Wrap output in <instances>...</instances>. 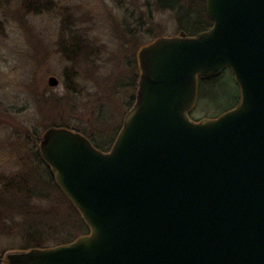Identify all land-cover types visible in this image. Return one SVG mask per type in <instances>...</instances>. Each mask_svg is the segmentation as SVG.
Masks as SVG:
<instances>
[{
	"label": "water",
	"instance_id": "obj_1",
	"mask_svg": "<svg viewBox=\"0 0 264 264\" xmlns=\"http://www.w3.org/2000/svg\"><path fill=\"white\" fill-rule=\"evenodd\" d=\"M205 8L208 29L140 48L134 102L108 150L44 130L40 157L88 233L2 264H264V0ZM225 68L237 103L191 119L198 80Z\"/></svg>",
	"mask_w": 264,
	"mask_h": 264
},
{
	"label": "rangeland",
	"instance_id": "obj_2",
	"mask_svg": "<svg viewBox=\"0 0 264 264\" xmlns=\"http://www.w3.org/2000/svg\"><path fill=\"white\" fill-rule=\"evenodd\" d=\"M179 26L175 11L157 0H52L38 13L20 10L16 0L0 4V264L20 250L26 228L40 232L43 247L87 233L42 174L39 138L66 126L110 148L134 102L140 48ZM231 75L202 84L207 98L197 97L191 119L217 117L234 104Z\"/></svg>",
	"mask_w": 264,
	"mask_h": 264
},
{
	"label": "trees",
	"instance_id": "obj_3",
	"mask_svg": "<svg viewBox=\"0 0 264 264\" xmlns=\"http://www.w3.org/2000/svg\"><path fill=\"white\" fill-rule=\"evenodd\" d=\"M0 1H1L0 4H2L4 2L9 3V0H0ZM51 1L52 0H16V3H17L18 8L20 10L24 9L26 11L30 10L32 13H38V12H40V10L42 11V10L47 9V7L51 3ZM205 2H206V0H198V1H195V2L191 1V0H187V2L185 4L184 3L182 4L181 0H157V4L161 8L173 9L175 11V13L177 14L178 22L180 23V26H179L180 30L178 32L183 31V32H185L188 35H194V34H196L198 32H201L203 30L208 29L212 25V21H211V19L208 17V15L206 13ZM180 12H182L183 14H180ZM181 16H183V19L181 18ZM84 47H87V45H85ZM226 72H228L231 75L230 70L228 68H226L216 77L205 79V80H198V87H197L198 101H205L206 98H207L206 95H204L205 92H203L201 90L202 84H204V85L205 84H211L212 82H215L218 79L222 78V76ZM232 78H233V76H232ZM235 87L238 88L236 84H235ZM133 99H134V97H133ZM237 100H238V97L235 100L234 104L231 105L230 107L225 108L223 110V112L228 110V109H230V108H232V107H234V105L237 103ZM71 129H73L75 131H78V132L82 133L83 135H85L79 129H74V128H71ZM85 136L98 149L103 150V151H106V150L109 149V147H106V145H108L107 142H100L99 143V142H96L95 140H93L91 137H89L87 135H85ZM35 157H36V159L38 161H40L43 164V166H42V168H43L42 174L44 176L47 175V179H46L48 181L47 183H51L52 186L56 188L57 185L55 184V182L53 180V177H52V174H51V172L49 170V167L41 159L39 151H37L35 153ZM26 191L32 192L34 190H33V188H31V189H27ZM69 205L71 207V211H72L71 213L73 215L76 214L77 217L79 218V223H75L77 229H82L83 228L84 230H87V233H88V228L85 225V223L83 222V220L81 219V217H80L79 213L77 212V210L73 207V205L70 202H69ZM73 237H74V235H70V236H68L66 238L62 237V239H60L62 241H60V242H58L56 244L70 242V241H72L74 239ZM41 239H42V237H41V234H40L39 231H37L36 229H32V228H26L25 229V233L23 235L22 247H20V250H27V249L32 248V247H39V248L43 247L42 244H41L42 243Z\"/></svg>",
	"mask_w": 264,
	"mask_h": 264
}]
</instances>
